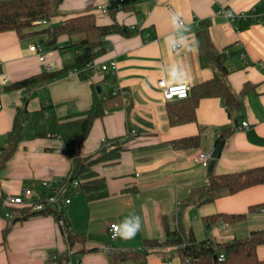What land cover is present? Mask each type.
I'll return each instance as SVG.
<instances>
[{
	"label": "crops",
	"instance_id": "crops-1",
	"mask_svg": "<svg viewBox=\"0 0 264 264\" xmlns=\"http://www.w3.org/2000/svg\"><path fill=\"white\" fill-rule=\"evenodd\" d=\"M171 9L184 20V27ZM220 9L245 12L247 17L229 20L217 13ZM89 13L99 25L117 22L124 30L105 37V53L82 74L71 71L30 90L5 87L61 69L75 54L65 59L71 51L61 53L44 45L54 63L48 70L30 50L42 36L0 33V147L7 144L16 107L25 99L30 111L53 104L61 118L88 111L94 86H100L101 99L114 96L115 90L121 99L94 120L80 148L66 145L58 136L38 137L21 142L7 160L0 170V264H109L108 250L141 248L145 240L164 242L169 231L179 230L186 241L223 242L264 229V208L250 211L252 205L264 203V182L232 194L223 189L208 192L212 174L264 165V0H62L50 21L57 25ZM66 40V35L59 38L60 43ZM111 60L116 66L104 70L102 65ZM216 76L237 95L239 108L229 113L221 97H203L194 120L172 124L169 109L182 103L164 99L158 80L186 83L191 90ZM227 131L231 133L223 137ZM186 138L197 141L174 145ZM118 139L124 140L119 156L91 166L104 179L103 195L91 200L71 195L62 211L66 229L86 235L84 246L76 243L69 249L65 228L52 214L21 219L22 208L5 205L8 195L22 194L26 186L43 193L40 182L68 176L75 156L96 158L104 146L113 149ZM220 141V156L211 168L202 166L198 154L214 152ZM8 210L12 218L6 216ZM220 213L245 217L231 223L205 221ZM130 216L139 217L140 228L133 238L124 239L119 233ZM111 223L120 226L116 237L111 236ZM176 247L153 249L150 255L176 252ZM82 248L87 251L80 252ZM257 253L264 259V245ZM150 255L148 264H181L177 252L167 261Z\"/></svg>",
	"mask_w": 264,
	"mask_h": 264
},
{
	"label": "trees",
	"instance_id": "trees-1",
	"mask_svg": "<svg viewBox=\"0 0 264 264\" xmlns=\"http://www.w3.org/2000/svg\"><path fill=\"white\" fill-rule=\"evenodd\" d=\"M62 0H0V33L14 31L20 37L29 35L42 36L41 43L48 48H56L61 53L71 51L75 54L72 62L65 64L61 69L42 71L38 74L9 83L6 90L27 89L49 82L76 69H85L96 58L105 53V37L117 31H123L117 22L109 25H99L94 14H82L68 17L61 24L34 29L36 21H50L59 13ZM67 36L64 43H60L61 36ZM221 68L226 70L221 64ZM218 96L223 100L229 113L239 108L240 102L236 94L228 87L219 76L203 82L190 90L185 98H180L179 108L169 109L172 124H179L195 119V109L198 101L203 97ZM27 100L16 107L11 129L6 133L7 144L0 147V170L7 160L12 157L21 142L38 137L58 136L66 145L80 148L88 137L94 120L105 113L106 109L117 106L120 95H114L101 99L97 86H94V100L92 107L85 112L73 113L64 118L56 114L53 104L42 105L39 109L30 111ZM231 131L224 132L223 137ZM197 141L196 138L179 139L174 142L176 147L189 146ZM113 149L107 145L101 150V155L92 158L75 156L69 176L77 179L79 185L67 195L83 194L87 200L95 199L103 195L104 179L97 177L91 170L95 162L115 159L119 156L123 146L118 140L112 142ZM264 182V165L247 169L237 173L211 175L208 184V192L212 194L218 190H225L232 194ZM44 190V189H43ZM45 192V191H44ZM264 208V203L252 205L250 211ZM31 209H23L21 219L32 214ZM52 214L59 222L61 214L55 207L47 212ZM245 217V214H215L206 216L208 223L221 219L224 222H235ZM6 231V230H5ZM68 248L76 243L84 246L86 235L71 229H63ZM264 245V229L252 231L243 238H233L223 242H214L210 239L186 241L179 230L169 231L164 242L160 240H145L141 248L111 249L106 252L109 264H148L150 252L154 249L166 246H177L176 252L181 264H264L260 259L257 249ZM96 250V249H90ZM87 249L82 248L80 252ZM223 253L225 259L220 261L218 256ZM67 251L63 253L66 255ZM216 256V257H215Z\"/></svg>",
	"mask_w": 264,
	"mask_h": 264
},
{
	"label": "built area",
	"instance_id": "built-area-1",
	"mask_svg": "<svg viewBox=\"0 0 264 264\" xmlns=\"http://www.w3.org/2000/svg\"><path fill=\"white\" fill-rule=\"evenodd\" d=\"M124 1V0H119ZM171 11L174 13L176 18L178 19L179 25L184 27L185 22L184 20L173 10ZM218 14L223 15L229 20L234 18H246L247 15L245 12H233L227 9H220L217 11ZM41 23V21H38ZM178 45H176L177 47ZM30 50L35 53L38 60L44 64V66L49 70L52 69L54 63L51 60H48V57L51 55L50 50H46L44 45L41 43H35L30 45ZM116 61L111 60L108 64H103L102 68L105 70L109 67H115ZM92 63H89L85 69H76L73 72L82 74L87 68H91ZM158 86L162 90V94L164 99L171 100L174 98H185L190 93V87L186 83H179V84H171L166 81L165 78H161L158 80ZM117 90L113 92V94H117ZM243 126L247 127V123L243 122ZM134 133V130L131 131ZM123 139H118L119 143H122ZM198 159L201 162V165L207 167L211 164L212 160L214 159L213 150L200 152L198 154ZM79 185V181L77 179H72L69 175L66 177H61L57 179H44L40 182L39 186L44 189L45 192L35 193L33 186H26L23 189L22 194L18 195H8L4 199V203L7 206L12 207H20L22 209L29 208L33 212H47L50 208L55 207L56 210L61 214V218L59 220V224L65 228L66 221L62 216L63 208L71 202V197L67 195L68 191L74 190ZM6 216L12 218L13 213L12 211H7ZM120 231V226L116 223L110 224V232L112 237H116ZM220 261L225 259L223 253H220L218 256Z\"/></svg>",
	"mask_w": 264,
	"mask_h": 264
},
{
	"label": "rangeland",
	"instance_id": "rangeland-1",
	"mask_svg": "<svg viewBox=\"0 0 264 264\" xmlns=\"http://www.w3.org/2000/svg\"><path fill=\"white\" fill-rule=\"evenodd\" d=\"M36 23H38V21H36L35 24ZM38 24H40V23H38ZM53 25H55V24L52 21H44L40 25H36L34 27V29L40 30V29L46 28L48 26H53ZM71 57H72V52L71 53L67 52V53L64 54V58L65 59H68V58L70 59ZM39 94L41 95L43 93H39V91H37L36 95H39ZM151 255L156 256V257H160V258H162V259L167 261V259H170V258H174L175 259L176 252L173 251V250H171L170 253H167V252H154V253H151Z\"/></svg>",
	"mask_w": 264,
	"mask_h": 264
},
{
	"label": "clouds",
	"instance_id": "clouds-1",
	"mask_svg": "<svg viewBox=\"0 0 264 264\" xmlns=\"http://www.w3.org/2000/svg\"><path fill=\"white\" fill-rule=\"evenodd\" d=\"M134 220L133 224L128 223L129 220ZM140 228V219L138 216H130L126 218L124 224L122 225V231L119 233L124 239H131L135 236L136 232Z\"/></svg>",
	"mask_w": 264,
	"mask_h": 264
},
{
	"label": "water",
	"instance_id": "water-1",
	"mask_svg": "<svg viewBox=\"0 0 264 264\" xmlns=\"http://www.w3.org/2000/svg\"><path fill=\"white\" fill-rule=\"evenodd\" d=\"M97 89H98V92L100 93L101 92V89H100V86L99 85L97 86ZM222 146H223V142L220 141L218 143V145L215 147L214 152H213L214 159H216V158H218L220 156V153H221V150H222ZM212 165L213 164H211L210 168L212 167Z\"/></svg>",
	"mask_w": 264,
	"mask_h": 264
}]
</instances>
